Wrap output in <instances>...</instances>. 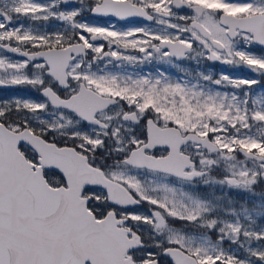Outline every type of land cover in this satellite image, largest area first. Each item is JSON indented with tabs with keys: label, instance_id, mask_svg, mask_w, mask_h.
Segmentation results:
<instances>
[{
	"label": "snow or ice",
	"instance_id": "snow-or-ice-1",
	"mask_svg": "<svg viewBox=\"0 0 264 264\" xmlns=\"http://www.w3.org/2000/svg\"><path fill=\"white\" fill-rule=\"evenodd\" d=\"M10 88L0 264H264V0H0Z\"/></svg>",
	"mask_w": 264,
	"mask_h": 264
},
{
	"label": "flooded vegetation",
	"instance_id": "flooded-vegetation-1",
	"mask_svg": "<svg viewBox=\"0 0 264 264\" xmlns=\"http://www.w3.org/2000/svg\"><path fill=\"white\" fill-rule=\"evenodd\" d=\"M29 22V21H28ZM90 22L93 24H100L104 26H108L111 23H115V26L117 28H126V27H135V26H143L144 24H148L147 21L142 20H133L131 22H116L114 18L112 20H109L108 18H91ZM52 24L56 25V22H51ZM39 27L38 25H36ZM41 27V26H40ZM42 28V27H41ZM42 30H55V28L51 29H42ZM257 51L259 49L257 48ZM182 67H190L193 69H196V64L194 62H183ZM166 71L167 73L171 74L174 78L180 75V72L178 69L172 68L167 65H158V64H149V65H141V66H127L123 71L129 72V73H141L146 74L148 72L155 73L157 69ZM116 71L117 69H112ZM199 70H203L207 73L213 74L214 77L219 76L221 72L227 73L228 75L232 77H251L252 73H250L246 68H234L228 65H223L220 63H213L211 61H202L199 65ZM0 94L2 96L0 99H9L13 96H30L35 95L30 90H27L25 88H10V89H0ZM259 189V188H258ZM259 191L257 193L259 194Z\"/></svg>",
	"mask_w": 264,
	"mask_h": 264
},
{
	"label": "rangeland",
	"instance_id": "rangeland-1",
	"mask_svg": "<svg viewBox=\"0 0 264 264\" xmlns=\"http://www.w3.org/2000/svg\"><path fill=\"white\" fill-rule=\"evenodd\" d=\"M25 23H31L30 21L28 22V21H24ZM50 24L53 26V27H51L52 29L53 28H55L56 27V25L55 24H52L51 22H50ZM39 27L41 26L42 27V29H51L48 25H41V24H37ZM2 96V94H0V97ZM246 198V197H245ZM254 199H256V200H259V194L257 193V196L256 197H254Z\"/></svg>",
	"mask_w": 264,
	"mask_h": 264
},
{
	"label": "trees",
	"instance_id": "trees-1",
	"mask_svg": "<svg viewBox=\"0 0 264 264\" xmlns=\"http://www.w3.org/2000/svg\"><path fill=\"white\" fill-rule=\"evenodd\" d=\"M259 190V189H258Z\"/></svg>",
	"mask_w": 264,
	"mask_h": 264
}]
</instances>
